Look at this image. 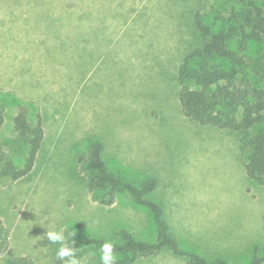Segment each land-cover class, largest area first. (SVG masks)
I'll list each match as a JSON object with an SVG mask.
<instances>
[{"label": "rangeland", "instance_id": "rangeland-1", "mask_svg": "<svg viewBox=\"0 0 264 264\" xmlns=\"http://www.w3.org/2000/svg\"><path fill=\"white\" fill-rule=\"evenodd\" d=\"M230 9L227 0H0V140L15 138L21 105L44 129L32 170L0 180V219L10 232L0 264L18 256L56 264L60 245L47 239L48 225L106 240L127 228L155 240L152 213L132 195L106 206L87 189L81 159L96 140L111 169L136 183L156 180L150 197L183 249L251 262L264 244V184L247 175L244 135L189 119L178 100L194 11L208 22ZM79 258L100 264L97 249ZM184 263L164 248L134 264Z\"/></svg>", "mask_w": 264, "mask_h": 264}, {"label": "trees", "instance_id": "trees-1", "mask_svg": "<svg viewBox=\"0 0 264 264\" xmlns=\"http://www.w3.org/2000/svg\"><path fill=\"white\" fill-rule=\"evenodd\" d=\"M227 1L231 4L228 14L214 20L206 22L198 10L193 13L194 44L177 68L179 105L191 120L242 133L247 175L264 184V0ZM251 45H258L254 54L249 53ZM5 107L0 101V129L5 121ZM14 121L15 138L7 143L0 140V180L15 181L27 175L44 137L41 119L31 120L24 105ZM103 152L104 144L96 140L91 145L90 156L81 159L86 167L84 182L89 192L106 206L113 205L120 193H129L152 213L156 224L154 241L137 239L127 228L114 231L112 241L118 264H134L141 256L157 254L164 248L185 257L184 264H230L223 258L209 259L183 249L171 234L164 207L150 197L156 180L136 183L127 179L108 166ZM67 234H71L69 246L75 242L78 258L87 249L99 250L106 241L80 237L71 229ZM9 244V229L0 219V255L7 252ZM55 263L68 264V261L58 260L55 254ZM7 264L36 263L28 256H18L10 258ZM249 264H264V244L255 246Z\"/></svg>", "mask_w": 264, "mask_h": 264}, {"label": "clouds", "instance_id": "clouds-1", "mask_svg": "<svg viewBox=\"0 0 264 264\" xmlns=\"http://www.w3.org/2000/svg\"><path fill=\"white\" fill-rule=\"evenodd\" d=\"M49 231L47 232V239L51 244L60 245L57 249L56 256L60 261H68V264H80V258L76 256L77 248L69 246L67 243L69 235L66 234L65 227H60L56 230H51L54 226L48 225ZM74 236V235H73ZM72 236V238H73ZM74 241V240H73ZM100 264H118V256L115 252V242L112 240H106L99 249Z\"/></svg>", "mask_w": 264, "mask_h": 264}]
</instances>
